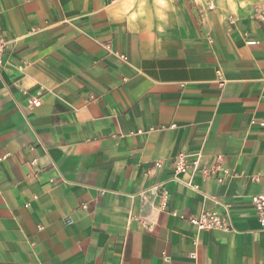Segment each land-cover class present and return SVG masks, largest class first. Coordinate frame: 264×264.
<instances>
[{"label":"crops","instance_id":"1","mask_svg":"<svg viewBox=\"0 0 264 264\" xmlns=\"http://www.w3.org/2000/svg\"><path fill=\"white\" fill-rule=\"evenodd\" d=\"M0 33V264H264V0H0Z\"/></svg>","mask_w":264,"mask_h":264},{"label":"built area","instance_id":"2","mask_svg":"<svg viewBox=\"0 0 264 264\" xmlns=\"http://www.w3.org/2000/svg\"><path fill=\"white\" fill-rule=\"evenodd\" d=\"M9 41L0 33V69L4 65V55L8 49ZM127 59V56H122ZM35 104L40 103L39 99L34 100ZM264 125V123H261ZM160 166V163H158ZM188 169L185 155H179L176 162V170L178 172ZM252 205L258 215L262 226H264V193L255 194L252 196ZM190 222L198 229L212 230L216 228L230 229L228 216L217 211H206L199 216L190 217Z\"/></svg>","mask_w":264,"mask_h":264}]
</instances>
